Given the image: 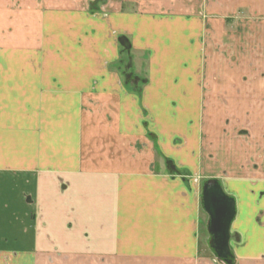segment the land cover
<instances>
[{"label": "crops", "instance_id": "1", "mask_svg": "<svg viewBox=\"0 0 264 264\" xmlns=\"http://www.w3.org/2000/svg\"><path fill=\"white\" fill-rule=\"evenodd\" d=\"M58 1L0 0V264H224L208 179L264 241V0Z\"/></svg>", "mask_w": 264, "mask_h": 264}, {"label": "water", "instance_id": "2", "mask_svg": "<svg viewBox=\"0 0 264 264\" xmlns=\"http://www.w3.org/2000/svg\"><path fill=\"white\" fill-rule=\"evenodd\" d=\"M201 200L209 216L207 228L211 236L210 248L217 258L227 260L230 254L229 228L235 214V201L223 192L216 179L203 183Z\"/></svg>", "mask_w": 264, "mask_h": 264}, {"label": "rangeland", "instance_id": "3", "mask_svg": "<svg viewBox=\"0 0 264 264\" xmlns=\"http://www.w3.org/2000/svg\"><path fill=\"white\" fill-rule=\"evenodd\" d=\"M55 1L56 3H58L59 1L58 0H52V2ZM85 4H87L89 7H92L93 9L96 8V4L95 5H92V1L94 0H83ZM103 0H96V2H100V4L102 3ZM64 2H66L68 5H79V2H81V0H64ZM157 4V6H159V4L155 3V5ZM104 5V4H103ZM128 5V4H127ZM156 7V6H155ZM223 181L225 180H222L220 182V184L223 183ZM225 185L222 184V188L224 187ZM223 191L230 197H232L234 200H235V204H237V209L239 211V203H238V197L237 195L233 194V193H229L227 191V189L224 187L223 188ZM264 191V190H263ZM262 191H259V195ZM234 225V222L231 224V227ZM201 239H200V246L201 247H205V248H209V242H208V237H209V233H208V228L206 226V228L204 227H201ZM230 244V247H231V250L235 253V250H238V252H241V253H246V254H254V256H251L250 258H254V259H264V241H261V242H256V241H251L247 243L246 247H242L241 246V249H238L240 248V244L237 243L233 238L232 240H230L229 242ZM235 244H237V246H235ZM246 248H248L249 250H245ZM210 249V248H209ZM240 250V251H239ZM212 252V250H211ZM213 253V252H212ZM214 255V253L212 254ZM5 258V257H4Z\"/></svg>", "mask_w": 264, "mask_h": 264}, {"label": "trees", "instance_id": "4", "mask_svg": "<svg viewBox=\"0 0 264 264\" xmlns=\"http://www.w3.org/2000/svg\"><path fill=\"white\" fill-rule=\"evenodd\" d=\"M95 1V0H94ZM92 2L93 4L92 5H95V2ZM120 63V65H118V67H122L123 68V71L127 74V77H128V79H129V75L132 73L131 72V65H130V63L128 62V60H123V61H120L119 62ZM128 63V64H127ZM128 66H127V65ZM125 65V66H124ZM226 260V259H225ZM227 261H229L230 263L229 264H231V263H233L234 262V257H233V255L231 254V252H230V254H229V256H228V258H227Z\"/></svg>", "mask_w": 264, "mask_h": 264}, {"label": "flooded vegetation", "instance_id": "5", "mask_svg": "<svg viewBox=\"0 0 264 264\" xmlns=\"http://www.w3.org/2000/svg\"><path fill=\"white\" fill-rule=\"evenodd\" d=\"M210 180V179H208ZM207 181V180H206ZM219 183V182H218ZM224 192V191H223ZM226 194V193H225ZM227 195V194H226ZM235 201V200H234ZM208 221H209V216H208ZM208 224V223H207ZM209 233V232H208ZM211 239V236L209 234V237H208V242L210 241ZM210 246V245H209ZM211 249V248H210ZM230 249V248H229ZM231 252V251H230ZM232 254V253H231ZM233 255V254H232ZM219 259V258H218ZM224 264H229L227 260H224V259H220ZM232 264V263H231Z\"/></svg>", "mask_w": 264, "mask_h": 264}]
</instances>
